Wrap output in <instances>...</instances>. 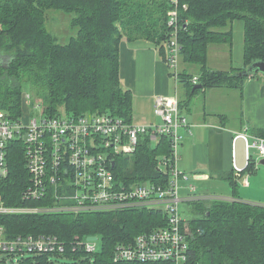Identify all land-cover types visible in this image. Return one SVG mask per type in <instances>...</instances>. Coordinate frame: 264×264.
Wrapping results in <instances>:
<instances>
[{"label":"trees","instance_id":"16d2710c","mask_svg":"<svg viewBox=\"0 0 264 264\" xmlns=\"http://www.w3.org/2000/svg\"><path fill=\"white\" fill-rule=\"evenodd\" d=\"M172 8L171 0H0V108L12 117L20 116L24 93L28 92L44 102L50 116L59 115L61 110L74 116L108 112L132 122L133 93L121 80L122 42L150 43L167 61ZM54 10L71 18L74 32L66 42H60L47 26V17ZM178 13L179 69L185 67L177 78L187 87L181 106L202 89H243L250 75L246 69L255 60L264 61V0H181ZM236 20L244 22L245 66L231 71L209 68L212 45H233L232 25ZM195 77L197 83L192 81ZM198 83L202 86L194 89ZM258 133L264 137V130ZM170 151L167 136L153 144L147 135L134 154L117 158V179L127 185L167 187L170 172L160 170L159 162ZM8 157L9 173L0 180V194L6 204L31 208L45 205V201L26 203L22 198L29 182L22 147L12 146ZM255 166L251 161L246 170L253 172ZM223 177L239 199L188 202L193 215L185 218L182 226L190 243L185 264H264V205L240 198L234 173ZM0 224L11 237L51 234L66 242L62 254H27L12 264H56L54 257L66 258L63 264H175L114 260L117 244L132 242L143 232L165 226V213L156 209L5 214L0 216ZM90 235L102 238L100 251L89 252L80 246L73 249L79 237Z\"/></svg>","mask_w":264,"mask_h":264},{"label":"built area","instance_id":"2783aa9c","mask_svg":"<svg viewBox=\"0 0 264 264\" xmlns=\"http://www.w3.org/2000/svg\"><path fill=\"white\" fill-rule=\"evenodd\" d=\"M181 0H171L169 25L173 27L167 43V64L177 77L180 68L179 5ZM184 8L187 5L183 4ZM197 83V78H193ZM29 108L18 117H12L0 108V180L9 173V153L12 146L22 147L29 182L22 193L26 203L45 201V205L33 210L29 205L6 204L0 194V216L37 212L115 211L129 208H149L163 211L168 224L158 227L151 234L142 235L133 246L116 245V257L153 258L185 264L188 257L186 235L183 232L185 218L179 202L181 181L190 189L184 199L190 201L202 196L193 194L196 187L189 175L180 170L181 130L192 134V124L182 111L179 97L159 96L155 113L160 123L136 124L111 113L86 112L74 116L61 110L57 116H50L45 109L40 111L38 103L33 104L28 93ZM38 111L34 116L33 112ZM149 135L151 142L167 136L171 141V154L159 162V169L170 172L167 187L154 183L125 184L115 174L119 156L132 155ZM245 139L249 162L264 158V137L241 132ZM252 139V141H250ZM252 150H255L252 152ZM92 236V235H90ZM78 238V245L89 252L97 250V240ZM64 241L51 234H20L11 237L0 224V252L12 263L27 254H62ZM77 249V246L73 248Z\"/></svg>","mask_w":264,"mask_h":264},{"label":"crops","instance_id":"0c3cea01","mask_svg":"<svg viewBox=\"0 0 264 264\" xmlns=\"http://www.w3.org/2000/svg\"><path fill=\"white\" fill-rule=\"evenodd\" d=\"M232 28V46L215 44L210 47L209 68L231 71L245 66L244 22L236 20ZM235 38L237 46L241 45L240 64L234 60ZM192 72L193 75L197 74L193 69ZM121 80L123 86L133 93L132 122L136 124L162 121L155 113L159 96L177 95L180 102L186 98V85L178 81L159 49L147 42L123 40ZM181 108L192 124L193 132L189 134L185 129L181 130L179 168L190 174L191 183L206 184L212 179H221L228 184L226 186L222 183L224 192H217L226 193L225 196L196 191L197 195L206 196L207 199H239L233 196L230 181L223 177L232 172L238 182V194L240 187H244L239 194L240 198L245 202L264 205V202L255 198L257 178L246 170V141L238 137L243 130L250 137L258 136V131L264 130V75L259 73L247 76L243 89L224 86L202 89ZM261 159H254L253 163L259 164Z\"/></svg>","mask_w":264,"mask_h":264},{"label":"rangeland","instance_id":"374dc122","mask_svg":"<svg viewBox=\"0 0 264 264\" xmlns=\"http://www.w3.org/2000/svg\"><path fill=\"white\" fill-rule=\"evenodd\" d=\"M70 19H71L70 16H68L65 13L58 11V10H54L47 17V26H48L49 30L52 32V34L60 42H66L68 40V38L74 32V30L70 24ZM234 44H236V46H235V59L234 60L237 64H240L239 58L241 57V54H242L241 45L237 46L236 38H235ZM184 67H185V65H181V69H184ZM260 74H262V73H260ZM31 101L33 104L38 103L41 106L39 108L40 111H42L44 109V106H45L44 102L41 100H37L34 95H32ZM28 108H29V98H28L27 92H25L24 93L23 111L26 113ZM33 115L34 116L38 115V111L35 110L33 112ZM250 141H252V139ZM254 151L255 150H252V152H254ZM238 157H239V152H238ZM241 157H242V154H241ZM256 164L257 165L255 166V170L251 173V175L254 174V177L257 178V180H258V188L255 189L256 190L255 198H256V200H259L260 202L263 203L264 202V165H260V164H258V162H256ZM179 167H180V165H179ZM258 168L260 169L259 171L257 170ZM187 174L190 176L189 173H187ZM185 182L186 181L180 182L179 195L181 197H185L189 194V192H192L185 185L187 183V182L186 183ZM192 183L195 184L196 191L198 193L203 192V193H208V194H218V195L221 194V196H225L224 194H226V193H217V192H224L222 183L226 184V186L228 185L227 182H224L221 179H212L210 182H208L206 184L205 183H199L198 184V183H194V182H192ZM243 188L244 187H240L239 194H241ZM0 201H1V198H0ZM190 209H191V205L188 204V202L181 204V210H182V214H183L184 218L192 217L193 214L190 212ZM102 246H103L102 238L99 237L97 240V252L102 249ZM54 261L56 264H63V262L66 263L68 260L64 257H54ZM0 264H12V261L7 255L0 252Z\"/></svg>","mask_w":264,"mask_h":264},{"label":"bare ground","instance_id":"6f19581e","mask_svg":"<svg viewBox=\"0 0 264 264\" xmlns=\"http://www.w3.org/2000/svg\"><path fill=\"white\" fill-rule=\"evenodd\" d=\"M240 134V133H239ZM238 134V135H239ZM246 159L247 160H249V158H248V156H246ZM114 170V169H113ZM195 191H196V189H195ZM193 194H194V192H193ZM197 195V194H196ZM198 196H200V195H198ZM181 197V196H180ZM203 197V196H202ZM182 199L180 200V202H179V206L181 207V204L182 203H187V202H192V201H197V200H200V198H195V199H192V200H190V201H188V200H186V199H184L183 197H181ZM203 199H207V197L205 196V197H203ZM31 208V207H30ZM31 209H33V210H36L37 208H31ZM166 224H168V219H166ZM165 224V225H166ZM158 227H156V228H154V229H152V230H150V231H146V232H143V233H141L140 235H138L137 237H136V239L134 240V241H132V242H129V243H120V244H118V245H122V246H125V247H128V246H133L134 245V243L142 236V235H148V234H151L153 231H156V229H157ZM186 235V234H185ZM186 240H187V244H188V247H187V249L185 250V254L187 255V257L189 258V254H190V243H189V240H188V238H187V235H186ZM78 239L76 240V246H79L78 245ZM114 260L115 261H129V262H156V261H159V260H156V259H153V258H145V259H142V258H123V257H119V258H117L116 257V249L114 250ZM164 261V260H163Z\"/></svg>","mask_w":264,"mask_h":264},{"label":"water","instance_id":"95a60500","mask_svg":"<svg viewBox=\"0 0 264 264\" xmlns=\"http://www.w3.org/2000/svg\"><path fill=\"white\" fill-rule=\"evenodd\" d=\"M247 73L252 75V74H259L262 73L264 75V61L263 60H255L253 61L250 66L246 69ZM202 85L201 84H196L194 89L200 88ZM259 164L264 165V158H262L259 161ZM91 240H96L97 236L93 235L89 237Z\"/></svg>","mask_w":264,"mask_h":264}]
</instances>
